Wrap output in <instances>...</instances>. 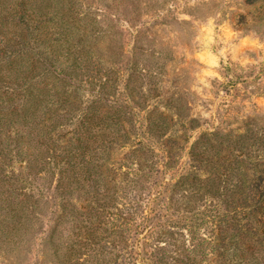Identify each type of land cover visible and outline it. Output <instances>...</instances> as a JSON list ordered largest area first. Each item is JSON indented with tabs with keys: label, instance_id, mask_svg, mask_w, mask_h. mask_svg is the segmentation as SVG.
Listing matches in <instances>:
<instances>
[{
	"label": "trees",
	"instance_id": "trees-1",
	"mask_svg": "<svg viewBox=\"0 0 264 264\" xmlns=\"http://www.w3.org/2000/svg\"><path fill=\"white\" fill-rule=\"evenodd\" d=\"M38 4L0 0L2 258L19 259L39 239L40 264H264V221L258 217L264 214V179L245 185L217 172L207 179L180 177L171 188L172 198L180 194L171 208L194 217L149 230L147 259L133 253L132 231L143 226L145 191L155 185L156 153L145 139L161 142L168 158L163 165L170 168L179 143L168 134L174 121L165 112L154 116V106L141 133L131 103L140 107L156 95L151 62L133 60L123 102L117 90L122 75L87 48L95 38L65 34L63 18L56 35L30 32L48 22ZM144 83H150L147 91ZM86 86L96 94H81ZM210 135L216 146L201 152L198 141L191 147L199 165L220 160L219 153L234 145ZM208 195L218 201L204 210L200 203Z\"/></svg>",
	"mask_w": 264,
	"mask_h": 264
},
{
	"label": "rangeland",
	"instance_id": "rangeland-1",
	"mask_svg": "<svg viewBox=\"0 0 264 264\" xmlns=\"http://www.w3.org/2000/svg\"><path fill=\"white\" fill-rule=\"evenodd\" d=\"M36 1L41 6L38 15L48 22L30 32L56 35L55 24L63 18L65 34L95 38V45L87 48L122 75L117 89L122 100L128 98L124 78L133 60L153 66L156 95L140 107L131 106L140 132L145 131L150 108L156 106L154 116L158 112L171 116L174 122L168 134L179 142L178 153L173 166L166 168L163 161L168 158L161 142L145 139L156 153L150 177L155 185L145 191L147 207L138 219L143 226L132 231L133 253L147 259L149 230L157 232L179 218L194 217L195 212L178 214L171 208L180 197L172 198L171 192L180 177L195 173L207 179L217 172L221 179L232 177L244 184L264 179V0ZM143 86L147 91L150 83ZM86 87L81 94H96ZM210 133L234 145L219 153L220 160L215 156L211 163L199 165L191 159V147L198 141L201 152L216 146ZM205 199L200 203L204 210L218 201L212 195ZM258 217L264 221V214ZM42 246L36 240L11 262L0 254V264H40Z\"/></svg>",
	"mask_w": 264,
	"mask_h": 264
}]
</instances>
